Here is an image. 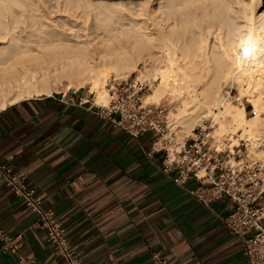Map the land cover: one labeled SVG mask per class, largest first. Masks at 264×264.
Wrapping results in <instances>:
<instances>
[{
    "label": "crops",
    "instance_id": "obj_1",
    "mask_svg": "<svg viewBox=\"0 0 264 264\" xmlns=\"http://www.w3.org/2000/svg\"><path fill=\"white\" fill-rule=\"evenodd\" d=\"M92 101L59 89L0 108V162L55 211L83 264H152L155 250L169 264H247L240 239L220 219L233 207L227 197L199 202L186 190L196 180L177 185L161 171L163 151L146 155L157 149L151 131L128 134ZM36 219L0 180V227L23 233L21 251L34 264H67ZM12 260L0 256V264Z\"/></svg>",
    "mask_w": 264,
    "mask_h": 264
},
{
    "label": "bare ground",
    "instance_id": "obj_2",
    "mask_svg": "<svg viewBox=\"0 0 264 264\" xmlns=\"http://www.w3.org/2000/svg\"><path fill=\"white\" fill-rule=\"evenodd\" d=\"M199 1L159 0L149 11L142 0L129 27L68 38L37 20V0H0V108L60 87L68 95L85 85L94 93V102L106 106L110 70L115 76L136 71V82L143 83V75L157 81L143 94V104L176 100L170 125L182 126L177 145L183 143V134H193L195 124L211 120L215 143H224L226 132H231L236 137L228 147L245 138L251 142L247 155L264 162V8L258 10L260 0H247L237 22L225 16L229 4L223 0L216 1L220 9L214 7L212 15L198 14ZM83 4L91 5V0ZM105 9V19L118 16V11L123 14L119 3ZM207 18L205 27L201 22ZM192 26L199 31L191 37ZM229 77L239 97L251 103L253 115L240 100L234 104L223 96Z\"/></svg>",
    "mask_w": 264,
    "mask_h": 264
},
{
    "label": "built area",
    "instance_id": "obj_3",
    "mask_svg": "<svg viewBox=\"0 0 264 264\" xmlns=\"http://www.w3.org/2000/svg\"><path fill=\"white\" fill-rule=\"evenodd\" d=\"M146 85L128 78L110 79L108 104L102 106L92 101L94 108L132 136L151 131L157 149L152 146L146 155L150 157L152 149L163 151L161 171L175 184L185 186L188 178L196 180L199 184L186 190L199 202L207 205L212 200L227 197L233 207L220 216L222 223L240 239L247 264H264L263 169L257 162H245L238 151L212 146L203 128L196 137L177 145L167 121L168 105L143 104ZM0 180L37 215L35 224L43 230L52 251L61 255L67 264H83L62 232L55 211L41 205L35 188L26 184L23 175L14 172L8 163L0 162ZM22 246V232L9 234L0 227V256H13L8 264H34L32 258L22 253ZM151 262L169 264L158 250L152 251Z\"/></svg>",
    "mask_w": 264,
    "mask_h": 264
},
{
    "label": "rangeland",
    "instance_id": "obj_4",
    "mask_svg": "<svg viewBox=\"0 0 264 264\" xmlns=\"http://www.w3.org/2000/svg\"><path fill=\"white\" fill-rule=\"evenodd\" d=\"M76 1L78 0H37L36 5H35L36 13L38 15L37 20L39 21L45 20L47 24L46 29L50 31L57 30V31L63 32L64 36L68 38H73L72 36L77 33L79 34L87 33V31L90 34L92 33V31H95L91 34L92 36L95 33L101 35V34H104L108 29L112 28L113 26L114 27L120 26V27H125V28H127V26L129 27L130 19L134 17V13L136 9L142 3V0H91V5L87 6L83 4V0H79L78 2ZM146 1H147L146 2L147 10L149 11L152 8H157V5L159 3V0H146ZM216 1L217 0H200L198 2V9H197L198 14L203 15L204 12L206 11L207 13L212 15L213 12L215 11L214 7L219 8V2H216ZM225 2L229 4V9L228 11L227 10L225 11V16L236 17L237 22H241L242 21V18H241L242 5L247 4V0H223V3ZM110 3H119L123 14L121 13V11H118L117 12L118 16H115L111 19H105V14L107 13L106 11H108L105 9V7L109 5ZM263 8H264V0H260V6L258 7V10L263 9ZM99 11L101 12L98 13ZM208 19L209 18L204 19V21L201 22L203 26L206 27ZM198 31L199 30L195 26H192L190 28V32L188 35L189 36L191 35L192 37V35H196ZM211 39H212V36L208 40L210 44L212 43ZM142 66H143V63L138 64V67L140 69H143ZM136 73L140 74L139 72H136V71L135 72L129 71L128 75L126 76H115L114 72L110 70L106 83L110 79L112 80L113 78H117L119 80L124 79V78H128V80H136V77L138 76ZM143 79H144L143 82L147 84L146 91H149L152 84L157 82V81H153V78L150 75L148 76L143 75ZM231 79L229 77L226 80V82L223 84V87L221 90L223 96L234 104L239 103V100H240L244 104L247 114L249 116L253 115V113L251 112L253 109L251 103L247 101L246 96L239 97L237 90H236V83L233 78ZM63 80L64 79H62V81ZM65 81L66 79L63 81V84L66 83ZM229 82L230 83L232 82L231 85ZM63 88L60 87V90L63 91ZM76 90L77 92H83V93L89 94L91 98H93L94 96L93 92H89V85H85L84 87H80ZM175 101H172L171 98H168V99H162L157 102V103H164L168 105V112H167L168 124H170L173 119L172 111L175 110V103H176ZM157 103H154V104H157ZM213 125H214V122H212L211 120L204 121L202 125L197 123L193 127V134H189V135L183 134L182 140H184L188 136L193 137V138L196 137V134L199 132V130L203 128L204 133L208 132L209 135L207 139L209 143L212 144V146L228 148L230 151L234 150V152L238 151V153L241 155V157L243 158L245 162L246 161L249 163L257 162L263 169L261 176L262 178H264V162L259 158H252V154L247 155V149L250 146L251 142L243 138V139H239L237 144L230 145L228 147L230 143H234L233 137H236V136H234L231 132L230 133L226 132L224 136V143L222 144L215 143L214 139L211 137V134H212L211 131H213L214 129ZM181 127L182 126L179 123H173L172 125H170V128H171L170 130L173 131L175 140L177 138V134L182 132ZM228 138H231L232 141H230L231 139L229 140Z\"/></svg>",
    "mask_w": 264,
    "mask_h": 264
}]
</instances>
